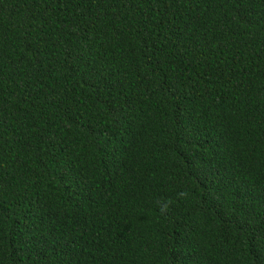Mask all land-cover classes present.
<instances>
[{
  "label": "trees",
  "instance_id": "trees-1",
  "mask_svg": "<svg viewBox=\"0 0 264 264\" xmlns=\"http://www.w3.org/2000/svg\"><path fill=\"white\" fill-rule=\"evenodd\" d=\"M0 264H264V0H0Z\"/></svg>",
  "mask_w": 264,
  "mask_h": 264
}]
</instances>
